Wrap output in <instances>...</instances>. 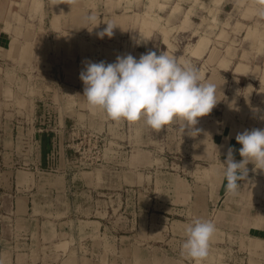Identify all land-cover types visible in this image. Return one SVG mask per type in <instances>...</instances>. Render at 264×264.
Segmentation results:
<instances>
[{"label":"rangeland","instance_id":"1","mask_svg":"<svg viewBox=\"0 0 264 264\" xmlns=\"http://www.w3.org/2000/svg\"><path fill=\"white\" fill-rule=\"evenodd\" d=\"M259 6L264 0H0V264H194L181 245L198 218L216 227L200 264H264V170L250 163L244 192L226 210V196L210 189L213 134L223 125L264 129ZM109 21L112 38H98ZM148 51L220 86L198 133L179 119L154 130L145 118L114 121L89 107L79 78L86 62ZM27 171L30 203L19 208L15 187ZM54 173L67 174V190L49 191Z\"/></svg>","mask_w":264,"mask_h":264},{"label":"clouds","instance_id":"2","mask_svg":"<svg viewBox=\"0 0 264 264\" xmlns=\"http://www.w3.org/2000/svg\"><path fill=\"white\" fill-rule=\"evenodd\" d=\"M254 14L264 17V6H259ZM86 20L95 21L96 17L90 15ZM104 24L107 26L97 33L98 38H112L117 26L111 21ZM79 78L92 110H102L114 121L137 122L145 118L146 125L154 130L179 119L184 121V130L198 133L200 129L192 130L198 118L211 113L219 102L220 86L203 81L198 68L165 52L148 51L138 59L131 54L118 55L113 63L88 61ZM235 139L241 145L238 151L242 159L236 161L234 149L229 147L223 163L226 191L232 194L240 187L238 182L246 178L249 163L264 170V129H245ZM215 231L210 220L198 218L188 224L181 255L200 264L209 254Z\"/></svg>","mask_w":264,"mask_h":264},{"label":"crops","instance_id":"3","mask_svg":"<svg viewBox=\"0 0 264 264\" xmlns=\"http://www.w3.org/2000/svg\"><path fill=\"white\" fill-rule=\"evenodd\" d=\"M243 130L240 128H237L236 126L228 127L226 125H223L217 130L213 136H212V144L214 145V158L212 160L213 166L212 167V176L211 183L213 186H210L213 191L214 195H217V200H220V198L225 195V202L223 210L228 209L233 201H235L238 198V195H241L244 192V189H242V184H248V181L245 182L239 181L240 187L238 188L237 192L235 194L229 193L226 191V178L224 177V168L225 165L223 164L227 157V152L229 147H232L234 149L233 156L236 161H240L242 157L239 155V148L241 147L240 144L236 142V135L237 133H241ZM40 140L44 141L45 136L41 137ZM45 144V142H44ZM43 149V146H42ZM48 150H50V144H45V149H43L42 159L46 157V153H48ZM48 157V155H47ZM250 163L247 165V169H249ZM5 179H8L7 182H4V185H7V188H5V194L9 195V193L13 190V184H10L9 179L13 180V173L12 172H6L2 176ZM16 177V176H15ZM52 177L50 179L51 182H49L47 185H49V191H53L54 189L59 191H65L66 185H67V174L66 173H58V174H52ZM32 172L27 171L21 175V183L19 188L15 187V190H17V193L15 195V205L19 208L25 205L29 206L30 203V195L32 190ZM18 179V182L20 181ZM17 188V189H16ZM67 190V189H66ZM7 192V193H6ZM2 192L0 191V194Z\"/></svg>","mask_w":264,"mask_h":264},{"label":"bare ground","instance_id":"4","mask_svg":"<svg viewBox=\"0 0 264 264\" xmlns=\"http://www.w3.org/2000/svg\"><path fill=\"white\" fill-rule=\"evenodd\" d=\"M135 251V250H134Z\"/></svg>","mask_w":264,"mask_h":264}]
</instances>
